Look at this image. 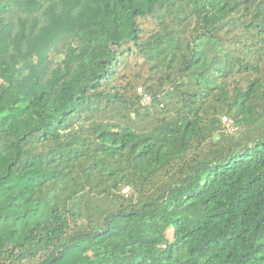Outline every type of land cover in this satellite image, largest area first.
<instances>
[{
  "label": "trees",
  "instance_id": "16d2710c",
  "mask_svg": "<svg viewBox=\"0 0 264 264\" xmlns=\"http://www.w3.org/2000/svg\"><path fill=\"white\" fill-rule=\"evenodd\" d=\"M0 81V264H264V0H0Z\"/></svg>",
  "mask_w": 264,
  "mask_h": 264
},
{
  "label": "rangeland",
  "instance_id": "374dc122",
  "mask_svg": "<svg viewBox=\"0 0 264 264\" xmlns=\"http://www.w3.org/2000/svg\"><path fill=\"white\" fill-rule=\"evenodd\" d=\"M0 86L3 88L4 92L2 94V96L0 97V105L4 106V109H6L5 107H7L13 100V93L15 90V86L10 85V83L8 82H1L0 81ZM2 110L0 109V115H2L4 112H1ZM230 130H233L232 127H229Z\"/></svg>",
  "mask_w": 264,
  "mask_h": 264
},
{
  "label": "built area",
  "instance_id": "2783aa9c",
  "mask_svg": "<svg viewBox=\"0 0 264 264\" xmlns=\"http://www.w3.org/2000/svg\"><path fill=\"white\" fill-rule=\"evenodd\" d=\"M138 91L140 92L141 89L138 88ZM141 101H142V103H144V104L149 103V102H150V97H149L147 94H143V95H142V99H141ZM222 124H223V126L225 127V129H226L227 131H231V130L229 129V127H231V123H230V119H229L228 117H226V116H223V117H222ZM128 190H129L128 187H124V188L122 189L123 192H128Z\"/></svg>",
  "mask_w": 264,
  "mask_h": 264
}]
</instances>
